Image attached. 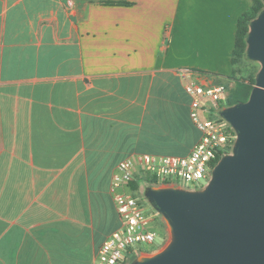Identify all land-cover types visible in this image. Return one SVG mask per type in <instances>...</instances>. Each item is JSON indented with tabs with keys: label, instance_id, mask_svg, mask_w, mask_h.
<instances>
[{
	"label": "crops",
	"instance_id": "crops-1",
	"mask_svg": "<svg viewBox=\"0 0 264 264\" xmlns=\"http://www.w3.org/2000/svg\"><path fill=\"white\" fill-rule=\"evenodd\" d=\"M252 4L0 0V264H96L121 225L117 165L191 152L201 133L184 85L229 95Z\"/></svg>",
	"mask_w": 264,
	"mask_h": 264
},
{
	"label": "water",
	"instance_id": "water-1",
	"mask_svg": "<svg viewBox=\"0 0 264 264\" xmlns=\"http://www.w3.org/2000/svg\"><path fill=\"white\" fill-rule=\"evenodd\" d=\"M246 41V56L260 69L249 99L220 111L236 133L232 152L203 189L145 188L170 240L129 264H264V8Z\"/></svg>",
	"mask_w": 264,
	"mask_h": 264
},
{
	"label": "built area",
	"instance_id": "built-area-1",
	"mask_svg": "<svg viewBox=\"0 0 264 264\" xmlns=\"http://www.w3.org/2000/svg\"><path fill=\"white\" fill-rule=\"evenodd\" d=\"M189 72L181 71L183 77H187ZM184 88L191 97V118L200 131L201 138L186 156L136 154L117 165L110 191L121 225L99 247L96 264H129L133 257L145 253L134 246L155 244L156 233L149 226L153 216L143 211V188L148 179H155L158 183L152 185L156 186H179L197 190L199 182L209 183L214 167L223 156L232 151L236 133L220 116L222 102L228 97V87L224 84L205 86L190 80ZM212 109L217 111L216 118L207 116L212 113ZM223 121L233 130L223 126ZM181 181L186 185H178ZM133 182H139L138 190L131 188Z\"/></svg>",
	"mask_w": 264,
	"mask_h": 264
},
{
	"label": "trees",
	"instance_id": "trees-1",
	"mask_svg": "<svg viewBox=\"0 0 264 264\" xmlns=\"http://www.w3.org/2000/svg\"><path fill=\"white\" fill-rule=\"evenodd\" d=\"M252 6L245 11L238 20V28L236 35V44L233 51L232 64L234 65V72L232 77L234 78L237 74L236 65L240 63L246 56L247 49V36L249 32L250 22L255 19L259 13L263 10L264 4L261 0H252ZM106 4H128L127 2H112L106 1ZM255 77L253 76L250 79L246 80H237L235 79V87L230 90V93L226 100L222 102V108L234 106L240 102H245L249 99L250 94L255 86ZM215 165V164H214ZM148 183L157 184L158 182L155 179H148ZM139 182L131 183V188L134 190L139 189Z\"/></svg>",
	"mask_w": 264,
	"mask_h": 264
},
{
	"label": "rangeland",
	"instance_id": "rangeland-1",
	"mask_svg": "<svg viewBox=\"0 0 264 264\" xmlns=\"http://www.w3.org/2000/svg\"><path fill=\"white\" fill-rule=\"evenodd\" d=\"M236 69H237V74L235 75L234 78H230V80H229L230 82H234L233 86H232L233 88L235 87V79H236V81L237 80H246L247 81V79H250L251 77L256 76L259 69H260V65L257 62H254L248 58H244L240 63H238L236 65ZM230 90H231V88H230ZM203 117L205 118L206 116H203ZM213 118H216V117H213ZM222 125L232 129L230 126L227 125V123L225 121L222 122ZM178 185L185 186L186 184L181 181V182H178ZM206 185H207V182H205V181L199 182L197 190L203 189ZM148 186H156V185H152L150 183H147L146 185H144L143 194L145 192V188ZM161 187H164V186H161ZM191 187H192V185H190V188ZM126 190L130 191L129 187H126ZM143 211L147 215L153 216V221L149 226L151 227L150 230H152L156 233L155 244L153 246H151V245L150 246L136 245L134 247L136 249H138L139 251L141 250V252L149 253V255H150V254H154V253L162 250L165 247V245L170 240V233H169L166 222L163 221L162 217L157 213V211L153 208V206L148 202V200L146 198L143 202ZM135 257H137V256H135ZM135 257H133V259ZM131 261L129 263H131Z\"/></svg>",
	"mask_w": 264,
	"mask_h": 264
}]
</instances>
